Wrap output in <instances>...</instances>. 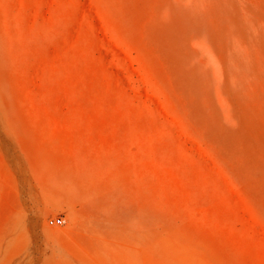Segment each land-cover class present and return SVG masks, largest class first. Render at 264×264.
Here are the masks:
<instances>
[{"label":"rangeland","instance_id":"obj_1","mask_svg":"<svg viewBox=\"0 0 264 264\" xmlns=\"http://www.w3.org/2000/svg\"><path fill=\"white\" fill-rule=\"evenodd\" d=\"M158 2L0 0L14 81L53 139L46 197L3 155L0 264H264L262 57L227 30L217 50L188 32L174 51Z\"/></svg>","mask_w":264,"mask_h":264},{"label":"bare ground","instance_id":"obj_2","mask_svg":"<svg viewBox=\"0 0 264 264\" xmlns=\"http://www.w3.org/2000/svg\"><path fill=\"white\" fill-rule=\"evenodd\" d=\"M204 13L214 16L217 34H208L202 25V13L173 0H159L155 10V25L159 36L180 53L188 32L203 35L213 50L216 39L227 30L237 43L252 45L262 57L264 67V0H193ZM204 4H202V3ZM245 25V26H244ZM246 25L255 34L253 42L246 38ZM258 27V29H257ZM6 29V24H3ZM251 29V30H252ZM0 28V228L15 225L12 216L5 217L8 203L16 193V183L3 155L14 152L27 162L31 175L40 184V193L48 196L52 189L53 139L33 110L25 83H15L8 45L9 32ZM245 49V48H244ZM242 67V66H241ZM249 75L253 65L243 68ZM13 154V153H12ZM31 209H34L32 206ZM49 214V213H48Z\"/></svg>","mask_w":264,"mask_h":264}]
</instances>
